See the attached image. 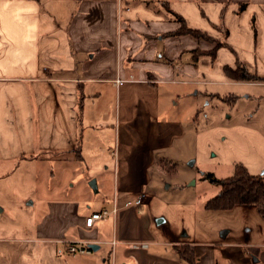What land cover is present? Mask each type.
Instances as JSON below:
<instances>
[{
    "label": "crops",
    "instance_id": "0c3cea01",
    "mask_svg": "<svg viewBox=\"0 0 264 264\" xmlns=\"http://www.w3.org/2000/svg\"><path fill=\"white\" fill-rule=\"evenodd\" d=\"M172 12L222 43L213 56L198 52L215 42L178 34ZM237 63L263 80L229 78L224 68ZM118 78L124 81L114 84ZM184 83L264 87V0H0V171L21 160L70 162L91 172L95 192L105 197L92 210L90 200L86 206L73 198L48 202L36 237L17 240H87L99 245L93 260L103 264H191L179 252L188 247L194 264H215L209 242L151 240L142 204H130L144 193L151 152L170 143L163 134L181 132L155 93ZM120 165L111 200L105 173L112 168L117 175ZM113 209L104 224L85 226L90 213ZM263 226L244 243L223 240L224 255L254 264L240 249L247 244L264 264ZM148 245L164 248L149 252ZM63 246L44 247L49 261L40 264H76L70 260L88 255ZM18 255L0 264H31Z\"/></svg>",
    "mask_w": 264,
    "mask_h": 264
},
{
    "label": "rangeland",
    "instance_id": "374dc122",
    "mask_svg": "<svg viewBox=\"0 0 264 264\" xmlns=\"http://www.w3.org/2000/svg\"><path fill=\"white\" fill-rule=\"evenodd\" d=\"M160 87L155 94L162 101L165 118L173 121L181 132L173 136L169 131L164 133L163 137H170V143L151 152L155 163L148 168V183L142 189L145 193L141 205L144 228L151 240L209 242L215 264H234V259L224 255L220 243L250 240L256 235L258 223L262 221L264 225V217L256 211L255 205L210 210L204 208V203L219 190L214 180L231 176L236 165L244 166L251 175L264 173V87L211 83ZM120 150L122 153V146ZM122 171L120 165L117 175L112 168L105 173L106 194L111 200L117 176H121ZM94 179L84 167L53 160L33 165L21 160L6 171H0V186H3L0 187L3 202L0 206V210L3 209L0 259L15 260L23 253L31 264H40L41 258L49 261L46 259L49 254L43 253L44 247L50 249L64 244L17 239L36 237L35 228L48 212V202L73 198L80 206H86L90 200V210L94 209L96 199L105 200L90 185ZM104 221L107 219L98 220L96 224H104ZM147 247L149 252L164 248L162 245ZM249 247L240 245L251 262L261 264L254 261L256 257L251 255ZM96 253L91 251L87 256L70 261L103 264L100 257L93 260L100 254ZM105 264L114 262L109 260Z\"/></svg>",
    "mask_w": 264,
    "mask_h": 264
},
{
    "label": "trees",
    "instance_id": "16d2710c",
    "mask_svg": "<svg viewBox=\"0 0 264 264\" xmlns=\"http://www.w3.org/2000/svg\"><path fill=\"white\" fill-rule=\"evenodd\" d=\"M173 14L180 23V27L176 31L178 34H190L195 38H202L206 41L209 39L210 42H215L213 49L199 52L195 50L194 55L196 56L197 52H206L213 56L215 49L221 46L222 43L220 41H215L200 30L188 27L180 15L176 13ZM252 24L256 33L254 22H252ZM224 70L229 78L236 81L263 80V78L251 74L246 67L240 63H237L235 68L226 66ZM214 181H216V184L219 186V190L215 196L205 201V209L228 210L238 205H255L258 213L264 217V173L260 175H251L244 166L236 165L234 173L231 176ZM179 252L183 259L194 264V255L191 248L182 247L179 248Z\"/></svg>",
    "mask_w": 264,
    "mask_h": 264
},
{
    "label": "built area",
    "instance_id": "2783aa9c",
    "mask_svg": "<svg viewBox=\"0 0 264 264\" xmlns=\"http://www.w3.org/2000/svg\"><path fill=\"white\" fill-rule=\"evenodd\" d=\"M130 79H133L132 76L129 77ZM124 79H115L113 82L114 84H120L123 82ZM144 193H139L136 198L130 202V204H133L135 206H139L143 202ZM115 210H101V211H95L90 213L88 216L84 219V224L86 227H92L96 221L101 219H106L112 212ZM61 243L65 245L66 251L69 254L77 255V254H89L92 249L89 247V241L87 240H61Z\"/></svg>",
    "mask_w": 264,
    "mask_h": 264
},
{
    "label": "water",
    "instance_id": "95a60500",
    "mask_svg": "<svg viewBox=\"0 0 264 264\" xmlns=\"http://www.w3.org/2000/svg\"><path fill=\"white\" fill-rule=\"evenodd\" d=\"M90 185H92V186L95 188V180H91ZM89 247H90L93 251H95V250H97V249L99 248V245H98L97 243H89ZM254 261L256 262L257 259L254 258Z\"/></svg>",
    "mask_w": 264,
    "mask_h": 264
},
{
    "label": "clouds",
    "instance_id": "9594fccd",
    "mask_svg": "<svg viewBox=\"0 0 264 264\" xmlns=\"http://www.w3.org/2000/svg\"><path fill=\"white\" fill-rule=\"evenodd\" d=\"M3 7H4V8H8V4H6V3L3 4Z\"/></svg>",
    "mask_w": 264,
    "mask_h": 264
}]
</instances>
